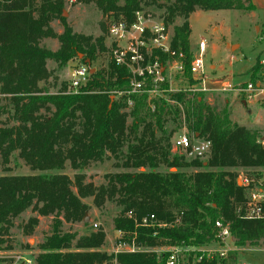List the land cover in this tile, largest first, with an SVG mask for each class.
<instances>
[{
	"label": "trees",
	"instance_id": "obj_1",
	"mask_svg": "<svg viewBox=\"0 0 264 264\" xmlns=\"http://www.w3.org/2000/svg\"><path fill=\"white\" fill-rule=\"evenodd\" d=\"M94 1L103 16L127 22L133 21L143 3ZM151 3H171L165 6L168 16L179 14L186 19L175 29L172 48L184 54L191 81L190 15L197 9L255 10L243 0ZM65 6L66 0H0V95L9 100L14 123L0 128L1 162L9 171L12 155L18 153L32 171L42 173L0 176V252L7 249L5 239L14 220L32 207L40 217H54L52 233L39 246L36 264H167L170 251L160 255L143 250L162 247L198 249L191 254V264H227L228 258H236L234 254L227 260L217 256L199 260L201 249L219 241L217 221L229 226L236 246L264 245V220L241 219L236 213V206L246 202V188L239 185L237 171L250 169L258 180H264V148L260 143L264 136L234 123L227 107L217 112L205 101V93L177 92L152 100L155 110L149 106L148 95L132 97L134 105L128 109V98L117 99L113 94L128 89L129 75L112 61L108 68L96 70L77 93L68 92V84L56 94L40 86L51 77L49 60L60 66L72 60L93 65L100 53L107 52L103 37L94 39L73 31L64 17ZM56 20L62 24V34H56L51 26ZM44 39L58 40V51L41 47ZM166 60L167 56H162V61ZM259 61L252 72L253 82L262 72ZM170 102L184 107L181 110ZM182 117L191 134L211 142L205 164L171 154L166 125L170 118ZM109 157L117 160L116 167L135 172L108 175V184L101 187L87 184L84 174L71 179L59 173L67 163L74 170H83ZM161 166L169 172H154ZM147 168L152 171H142ZM189 168L205 170L188 174L184 169ZM90 197L98 209L106 201L123 208L114 220L115 230L122 234L117 244L134 246L135 252L109 255L102 251L106 242L103 230L81 237L63 232L64 222L84 221L89 206L82 200ZM129 213L133 218L127 217ZM150 216L155 217L152 226H142V220ZM35 222L31 219L25 226L26 235L33 233Z\"/></svg>",
	"mask_w": 264,
	"mask_h": 264
},
{
	"label": "rangeland",
	"instance_id": "obj_2",
	"mask_svg": "<svg viewBox=\"0 0 264 264\" xmlns=\"http://www.w3.org/2000/svg\"><path fill=\"white\" fill-rule=\"evenodd\" d=\"M174 1L175 0H172V2ZM243 1L246 5L250 4L248 0ZM260 1L264 2V0ZM146 3H149V5H146ZM161 4L162 3L152 4L151 0H143L141 8L147 14L165 22L170 33L172 46L175 29L182 27L186 19L179 14L173 17L168 16L165 6H169L171 3H167L165 6ZM159 5H161V7ZM257 13L260 17L254 18L248 15L249 13L243 11L220 10L205 12L197 9L190 15L187 21L192 32L189 38V48L193 56L192 63L199 55L200 42L206 44L204 62L207 67V88L209 91L205 93V101L217 112L227 107L231 114L230 118L234 123L248 130L257 131L260 135H264V101L254 99L252 102L247 103L246 100H248V98L246 95H239L236 92L220 91V84L223 82H229L233 86H238L251 81L252 72H254L253 69L258 66L259 60L258 50L260 42L258 39L261 34L257 36V28L261 27V25L264 27V11H259ZM64 17L75 33L93 37L94 39L103 37L105 39V46L107 47V44H109V26L111 21L115 18L103 16L94 0L88 3H85L83 0H66ZM51 26L56 34H62L64 31L59 20L54 21ZM40 45L52 52L58 51L60 47L56 39H44L41 41ZM234 46L239 48L235 52H232L231 48ZM260 59L264 60V54L260 56ZM110 62L111 58L107 49V52L99 54L97 61L91 65V67L95 71L108 68ZM80 65L81 63L78 60L69 61L64 66H60L55 61L49 60L47 62V69L51 73V77L42 82L40 86L52 94L60 92L64 84L69 85L70 74L73 68ZM168 77L171 81L170 88L173 92L201 88V86L196 84L193 77L192 81L189 79L186 69L183 75L177 74L175 70L172 69L169 71ZM163 96L167 97V94L165 93ZM170 104L178 106L181 110L184 107L178 102H170ZM3 108L7 111H2ZM126 112L128 114L130 113L129 110ZM128 123H131L130 118H128ZM12 125H14V123L11 117L9 100L0 95V128L10 127ZM166 132L167 136L171 135L170 144L171 140L182 133H186L190 136L193 135L187 129L184 117L177 120L170 118L166 125ZM123 151L125 155L127 153V148L125 147ZM171 154L184 157V159L189 162L196 160L181 151L173 150V148H171ZM207 160L208 158L200 161L205 164ZM116 162L117 160L113 157H109L103 163H92L88 168L83 170H74L71 168L70 164L67 163L66 168L59 173L65 174L71 179H74L76 174H84L87 184L93 183L96 187H101L108 184V175L135 172V170L116 167ZM122 163L123 159L119 161L120 165ZM204 170L205 169L194 168L184 169L188 174ZM142 171L151 172L152 170L147 168ZM170 171L173 172V169ZM154 172L167 173L169 170L165 166H161L155 169ZM237 172L240 176L239 181L248 178L251 181L252 187H264V180H258L257 176L252 173L250 169H239ZM39 174L42 173L32 171L24 161L18 157V153L12 155L9 171L5 170L0 157V176H30ZM82 201L89 206V211L86 215L90 218V222L87 226H84L83 221L81 223L64 222L62 227L63 232L78 234L79 237H81L91 232L103 230L106 234L107 241L101 249L102 251L109 255L127 251L129 248H121L118 246L117 243L122 235L115 230L114 226V220L121 214L123 208L118 206L115 202L106 201L104 206L98 209L94 204V199L91 197L83 199ZM31 219L36 220L33 233L31 235H26L24 233V228ZM53 224V216L40 217L36 211L33 210V207L25 211L14 220L13 227L9 230V234L5 239L7 240L5 247L7 249L0 252L1 263L36 264L35 259L40 253L39 246L51 235ZM220 247L222 246H220V242L218 241L209 248L218 249ZM228 248L231 251L227 257H229L230 254H234L236 258H228L227 260L226 257L225 260H227V264H264V245L262 243L254 246L247 244L244 247H239L235 245V239L233 238L228 241ZM143 250L155 251L160 255L169 251L166 247L154 249L145 248ZM195 250L198 251V249ZM192 252L193 250L180 254V264H191Z\"/></svg>",
	"mask_w": 264,
	"mask_h": 264
},
{
	"label": "built area",
	"instance_id": "obj_3",
	"mask_svg": "<svg viewBox=\"0 0 264 264\" xmlns=\"http://www.w3.org/2000/svg\"><path fill=\"white\" fill-rule=\"evenodd\" d=\"M107 49L111 61L118 67L125 69L128 72L129 86L126 91L114 93L118 99L120 97L128 98V109L134 105L132 97H140L148 95V103L152 110L155 106L152 100L164 98L163 94L177 92H192V93H207V67L204 62V53L206 44L200 42L199 55L192 63L191 75L196 81V84L201 86L189 90H179L173 92L171 81L168 74L170 70H175L177 74H185V56L183 53H177L172 49L170 33L165 22L161 19H156L154 16L147 14L143 9L135 13L132 22L125 20L113 19L109 26ZM162 56H167V60L162 61ZM262 72L258 76V80H252L243 85L233 86L229 82L220 84L222 92H236L239 95H246L247 103L254 99L264 101V60L260 59ZM90 68L87 64H81L73 68L70 74V82L68 92L77 93L80 88L85 87L91 76ZM197 87V86H196ZM264 136V135H263ZM264 148V137L260 140ZM172 148L176 151H181L190 157L203 160L209 157L211 152V142L200 138L198 135H187L182 133L172 140ZM241 185L246 188V202L243 205L236 206V213L239 218L246 220H264V187H252L251 181L246 178L240 181ZM128 218H133V214L129 213ZM155 221L154 216L142 220V226H152ZM159 226H166L160 224ZM97 227V226H95ZM218 229V240L220 248L201 249L203 257L213 259L216 256L226 258L231 251L228 248V241L232 240L231 231L228 225L221 221L215 223ZM121 234V233H120ZM122 235V234H121ZM122 238V236H121ZM120 238V239H121ZM119 247L129 248L122 252H135L134 246L120 243ZM194 251L189 248H174L169 250L171 255L167 264H180L179 256L186 251Z\"/></svg>",
	"mask_w": 264,
	"mask_h": 264
},
{
	"label": "crops",
	"instance_id": "obj_4",
	"mask_svg": "<svg viewBox=\"0 0 264 264\" xmlns=\"http://www.w3.org/2000/svg\"><path fill=\"white\" fill-rule=\"evenodd\" d=\"M250 4L255 6V10L253 12H250L248 15L253 16L254 18L260 17V15L257 12L264 11V2H261L260 0H250ZM257 36H259L258 41L260 42L259 43V50H258V57L260 60V56L264 54V27H262V25H261V27L257 28ZM253 130H256V129H253Z\"/></svg>",
	"mask_w": 264,
	"mask_h": 264
},
{
	"label": "water",
	"instance_id": "obj_5",
	"mask_svg": "<svg viewBox=\"0 0 264 264\" xmlns=\"http://www.w3.org/2000/svg\"><path fill=\"white\" fill-rule=\"evenodd\" d=\"M65 16H66V14H65ZM238 48L239 47L234 46V47L231 48V51L235 52ZM80 58L82 59L83 56L81 55ZM86 64L89 66L91 74H94L95 70L91 67L90 61H86ZM173 172H176V169H173ZM239 185H241L240 181H239ZM83 222H84V224H88L90 222V218L86 215Z\"/></svg>",
	"mask_w": 264,
	"mask_h": 264
}]
</instances>
